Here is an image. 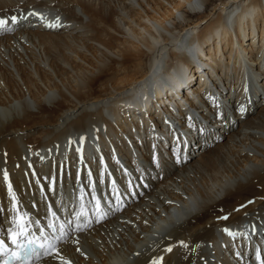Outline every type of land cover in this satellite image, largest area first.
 <instances>
[{"label":"bare ground","instance_id":"1","mask_svg":"<svg viewBox=\"0 0 264 264\" xmlns=\"http://www.w3.org/2000/svg\"><path fill=\"white\" fill-rule=\"evenodd\" d=\"M28 11L55 30L28 27L37 22L21 20ZM263 16L264 0H0L8 21L0 29L1 225L23 217L45 228L59 213L77 228L63 210L94 199L97 186L113 193L110 172L127 188L123 164L138 194L150 186L36 264H264L242 261L227 242L249 236L230 235L235 225L264 228V23L254 27ZM145 56L146 72L125 74ZM182 61L191 71L179 70ZM167 92L170 103L159 102ZM165 121L191 134L181 166L166 147ZM148 128L166 142L158 165ZM67 167L71 180L60 176Z\"/></svg>","mask_w":264,"mask_h":264},{"label":"rangeland","instance_id":"2","mask_svg":"<svg viewBox=\"0 0 264 264\" xmlns=\"http://www.w3.org/2000/svg\"><path fill=\"white\" fill-rule=\"evenodd\" d=\"M258 8V7H257ZM212 9H213V7H209L208 8V12H211L212 11ZM253 9V8H252ZM252 9L250 8V12L252 11ZM258 11V10H257ZM215 17V16H214ZM193 19H196V18H194L193 17ZM262 19V20H261ZM263 23H264V16H263V18L261 17L260 18V21L257 23V24H255L254 25V27H257L258 26V24H259V26L261 27V25H263ZM208 24H209V22L206 24V23H202L201 24V26H199V27H197L198 28V30H202L203 29V27H207L208 26ZM261 28L259 29V30H256L255 32H254V34H253V37H252V39H254V43H255V41L256 42H258L259 40H258V36L259 37H261ZM213 39V38H212ZM214 41H216L217 42V39H214ZM250 42H252V41H250ZM257 43H255V45H256ZM173 58L174 57H170L169 58V64H171V61H173ZM149 59H150V56L148 57V56H145L144 58H143V60H142V62H143V64H141V65H139L138 67H136V66H132L131 68H132V70H131V72H125V74H128V76L129 77H131V78H136V77H139L142 73H144V72H146V70H147V68H148V62H149ZM202 59H204L203 57H202ZM233 62H235L234 63V65L233 64H231L230 65V69L232 70V69H234L235 68V66H237V62H238V58H234L233 59ZM173 63H175L174 61H173ZM182 65V66H181ZM180 66H181V68H179V70H182L183 72H184V74L185 73H187V71L188 70H190L191 71V69H187V67H186V65L185 64H183V61H182V63L180 62ZM134 67V68H133ZM206 68V67H205ZM139 69V70H138ZM213 72V71H212ZM132 73V74H131ZM180 73V72H179ZM179 73H176L175 74V78H177L178 79V74ZM124 74V75H125ZM183 74V75H184ZM192 74H193V77L197 74L196 73V71H193L192 72ZM196 81V80H195ZM182 82H186V81H183V80H181V82L178 84V85H180V87H183V85L184 84H182ZM198 82V81H197ZM235 82H237V80H235ZM233 84H234V82H232ZM103 84H104V82H103ZM102 84V85H103ZM188 86H189V84L187 85V89H188ZM233 86V85H232ZM177 85L175 84L174 86H173V88H171V90H175V89H177ZM236 88H238V84L236 85ZM175 92H176V90H175ZM170 93H172V92H167V93H164V94H162L161 95V97H160V99H158L159 100V102H166V101H168L167 103H170V100L169 99H171L172 97H171V94ZM163 97H164V99H163ZM178 97H179V95H178ZM177 97V98H178ZM243 98H244V96H243ZM248 98V97H247ZM153 100H151L152 101V105H153V102H155L156 101V99H155V97H153L152 98ZM256 101H257V99H255ZM170 106H172V105H170ZM143 107L144 108H142L140 111L141 112H144V114L146 115V117H145V119L147 120L148 118H149V115H150V108H151V106L150 107H147V105H143ZM175 107H173L172 108V110L174 109ZM154 109V108H153ZM137 111H139V110H137ZM165 113H162V115H164ZM192 152V151H191ZM190 152V153H191Z\"/></svg>","mask_w":264,"mask_h":264},{"label":"snow or ice","instance_id":"3","mask_svg":"<svg viewBox=\"0 0 264 264\" xmlns=\"http://www.w3.org/2000/svg\"><path fill=\"white\" fill-rule=\"evenodd\" d=\"M13 22L16 21V17L12 18ZM8 21L4 20V19H0V29H3L7 26ZM227 231V229L225 230ZM231 235V233H229ZM13 243H16V238L13 237ZM4 245L2 242H0V249H3ZM18 247H20L22 249V251L26 254L28 251V248L23 246V245H18ZM168 251H171V249H168ZM14 258L15 259H22V257L19 254H14Z\"/></svg>","mask_w":264,"mask_h":264}]
</instances>
